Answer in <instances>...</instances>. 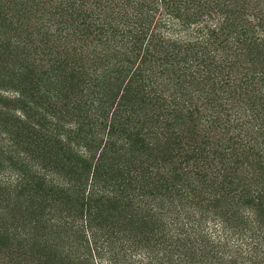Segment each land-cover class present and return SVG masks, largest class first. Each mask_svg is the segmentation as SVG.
I'll use <instances>...</instances> for the list:
<instances>
[{"label":"trees","instance_id":"1","mask_svg":"<svg viewBox=\"0 0 264 264\" xmlns=\"http://www.w3.org/2000/svg\"><path fill=\"white\" fill-rule=\"evenodd\" d=\"M6 258L264 264V0H0Z\"/></svg>","mask_w":264,"mask_h":264},{"label":"rangeland","instance_id":"2","mask_svg":"<svg viewBox=\"0 0 264 264\" xmlns=\"http://www.w3.org/2000/svg\"><path fill=\"white\" fill-rule=\"evenodd\" d=\"M2 259H3V258H2ZM3 261H4V260H3ZM3 261H1L0 264H8V263H7V258L5 259L4 262H3Z\"/></svg>","mask_w":264,"mask_h":264}]
</instances>
